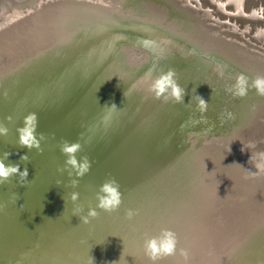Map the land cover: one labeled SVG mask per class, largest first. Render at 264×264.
I'll return each mask as SVG.
<instances>
[{
    "label": "water",
    "instance_id": "water-1",
    "mask_svg": "<svg viewBox=\"0 0 264 264\" xmlns=\"http://www.w3.org/2000/svg\"><path fill=\"white\" fill-rule=\"evenodd\" d=\"M69 14L79 24L68 28L76 36L91 13L77 8L42 17L51 23L66 20V26ZM45 26L37 29L42 37ZM20 30L12 27L0 48V58L11 59L1 69L6 76L0 90L9 89L0 92V124L8 129L0 135V158L10 153L5 163L19 164L21 171L26 167L28 177L22 185L18 176L0 183V264H152L144 254V239L165 228L176 233L178 248L188 250V264H264V218L244 220L239 213L259 209L248 205L259 204L264 175L216 146L196 153L175 143L168 147L161 124L166 119L150 113L149 106L140 108L122 89L111 90L106 78L103 90L87 97L88 74L97 77L93 70L105 65V53L93 61H73L83 57L84 41L71 50L34 52L24 64L11 41ZM121 70L115 68L118 81L129 73L122 76ZM59 78L76 87L54 86ZM15 89L19 93H9ZM30 113L38 118V138L43 134L40 149L18 142V129ZM63 141L82 145L77 158L86 155L92 162L84 176L65 165ZM164 148L167 156L161 153ZM24 155L28 159L21 161ZM196 165L201 173L192 170ZM110 177L122 192L119 210L97 209L98 216L84 223L81 218L97 203L99 185ZM129 209L136 213L132 219L126 218ZM157 264L184 262L177 254Z\"/></svg>",
    "mask_w": 264,
    "mask_h": 264
},
{
    "label": "bare ground",
    "instance_id": "bare-ground-1",
    "mask_svg": "<svg viewBox=\"0 0 264 264\" xmlns=\"http://www.w3.org/2000/svg\"><path fill=\"white\" fill-rule=\"evenodd\" d=\"M122 1L125 5L118 0H47L39 2L33 10L16 11L9 16L6 22L0 24V48L4 47L2 46L3 38L12 27L23 29L20 30V36L23 35V38L18 39L20 36L14 35L11 37V41L12 46H17L20 59L25 60L24 64H28L26 63L28 57L35 55L34 52L43 49H52L48 53L55 50H71L80 41H84L85 46L80 53L83 54V57H75L73 61L84 60V58H90V61H93L94 58L105 53V65H101V69L93 70L98 72L97 77L92 73L88 74L87 88L85 87L87 97L93 93L101 92L103 90L100 89L102 80L104 81L106 78L109 83L107 87H111V90L116 92V90L122 89L128 96L135 97L133 100L140 108L149 106L150 113H159L166 119L161 124H164L162 131L164 132L163 136L167 139L168 147L172 146L171 143H175L179 147L193 148L192 153H196L208 146H216L221 154L229 153L232 155L231 158L239 164L264 175V160L258 156V153L264 151L252 153L244 150V145L254 146L258 141L251 133L241 134V130L254 114L252 109L264 111V96L258 95L251 87H249L248 94L242 98L234 96L228 90L238 75L246 76L250 85L258 74L246 72L232 58L228 55L225 56L220 46L215 45L209 49L204 42L196 40L187 32L175 30L157 18L147 16L144 9L138 12V8L141 7L139 5L145 2L144 0ZM218 5L225 9V1H220ZM77 8L82 14L91 13L92 16L85 24L77 27L79 34L76 36L75 30L70 32L68 29L72 28V25H79L75 21L77 20L75 14L68 15L66 26L64 25L66 20L63 23L57 20L55 23H51L42 17V14L61 13L62 10H76ZM237 8L239 13L247 14L242 10L240 0L237 1ZM252 14L259 15L260 13L252 11ZM44 25H46L47 31L45 30V36L42 37V32H38L37 29L42 27L41 29L44 30ZM93 31L95 33L88 36ZM124 44L131 47L142 46L149 52H153V55L146 54L139 62L137 59L134 60L132 53L134 48L128 50L130 47H125ZM225 45L233 53H237L233 47ZM6 49L9 50L10 47ZM53 57L55 56L50 57L47 62H51ZM244 59L247 58L244 57ZM10 62V56L0 58V79L6 76V70L1 69ZM77 63L82 64V62ZM258 64L264 71V63L258 62ZM115 68L122 69L120 71L122 76L129 73L118 81V73L115 74ZM169 70L175 71L179 85L185 90L186 94L180 102H177L169 93L157 98L150 91L152 83ZM55 83L56 87L65 85L66 90L76 87L68 85L69 83L64 82L63 78H59ZM7 89L9 88H3L0 92H7ZM9 93L19 92L15 89ZM196 95L208 102L206 111L199 110ZM148 115L150 116V114ZM168 152L167 148L161 151L162 155H166ZM257 165L262 166L257 167ZM200 169L201 165H196L192 170L201 173ZM260 192L262 195H260L259 204L248 205V208L257 206L259 209L250 212L241 210L239 213H241L242 219L264 218V187L260 189Z\"/></svg>",
    "mask_w": 264,
    "mask_h": 264
},
{
    "label": "rangeland",
    "instance_id": "rangeland-1",
    "mask_svg": "<svg viewBox=\"0 0 264 264\" xmlns=\"http://www.w3.org/2000/svg\"><path fill=\"white\" fill-rule=\"evenodd\" d=\"M42 1L47 0H0V24L6 22L16 11L33 10ZM118 1L125 5L122 0ZM144 1L139 5L141 7L138 8V12L144 9L147 16L155 17L175 30L187 32L196 40L204 42L209 49L218 45L225 56L232 58L246 72L264 75L262 66L258 64L264 63V0H240L242 10L247 13L245 15L238 12V0ZM220 1H225V9L218 5ZM252 11L261 15L255 16ZM225 44L233 47L237 53H233ZM124 46L130 47L128 50L134 48L132 51L134 60L137 59L139 62L146 54L153 55V52L142 46L131 47L125 44ZM252 111L254 114L241 130V134L251 133L258 141L256 145L248 146V152L253 153L264 151V111L257 109Z\"/></svg>",
    "mask_w": 264,
    "mask_h": 264
},
{
    "label": "clouds",
    "instance_id": "clouds-1",
    "mask_svg": "<svg viewBox=\"0 0 264 264\" xmlns=\"http://www.w3.org/2000/svg\"><path fill=\"white\" fill-rule=\"evenodd\" d=\"M249 87L255 89L256 93L264 96V76H256L249 85V80L243 74L235 78L234 84L228 89L236 97H244L248 94ZM150 91L155 94L157 98L169 93L171 97L180 102L185 96V90L181 88L174 70H169L157 78L151 85ZM167 98V97H166ZM198 100V107L201 112L206 111L208 102L196 95ZM115 108V105L112 106ZM38 118L35 113H30L25 117L24 126L18 129V142L20 145L28 149L33 147L40 149V139L43 134L37 135ZM8 129L0 124V135H6ZM61 154L65 156V165L75 171L77 177H82L91 170L92 162L88 156H80L77 154L82 151V145L79 142L63 141L60 146ZM10 153H4V157L0 158V183L7 181L13 176H18V183L21 185L27 180L28 170L25 167L23 171L20 170L19 164L5 163ZM258 156L264 160V152L258 153ZM27 155L21 157V161H26ZM262 165H257L261 167ZM73 186L78 184V180H72ZM78 194L72 195V200L76 201ZM95 199L97 201L94 208H89L87 216L82 217L84 223L89 222V217L95 218L98 216L97 209L104 212L112 213L118 211L122 204V192L120 185L115 178L105 179L98 187ZM82 211V209H79ZM136 213L129 209L126 212V218L132 219ZM178 238L175 232L170 229H161L158 235L146 236L143 242L144 254L152 262L157 264L158 261L165 257H172L179 254L183 258L184 264H188L189 252L186 249L178 248Z\"/></svg>",
    "mask_w": 264,
    "mask_h": 264
}]
</instances>
